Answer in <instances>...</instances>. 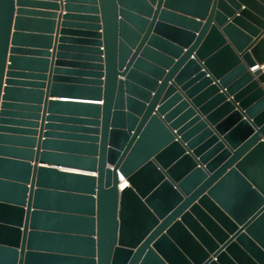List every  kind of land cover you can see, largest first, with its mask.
Here are the masks:
<instances>
[{
	"label": "water",
	"instance_id": "1",
	"mask_svg": "<svg viewBox=\"0 0 264 264\" xmlns=\"http://www.w3.org/2000/svg\"><path fill=\"white\" fill-rule=\"evenodd\" d=\"M264 0H0V264H264Z\"/></svg>",
	"mask_w": 264,
	"mask_h": 264
},
{
	"label": "built area",
	"instance_id": "2",
	"mask_svg": "<svg viewBox=\"0 0 264 264\" xmlns=\"http://www.w3.org/2000/svg\"><path fill=\"white\" fill-rule=\"evenodd\" d=\"M261 71H264V63L262 64V68H261Z\"/></svg>",
	"mask_w": 264,
	"mask_h": 264
}]
</instances>
